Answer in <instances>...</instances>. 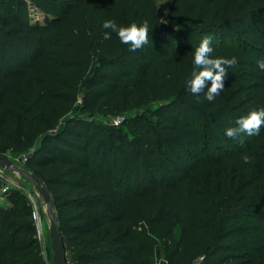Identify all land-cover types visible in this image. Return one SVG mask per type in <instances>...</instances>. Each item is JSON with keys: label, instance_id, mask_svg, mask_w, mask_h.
Masks as SVG:
<instances>
[{"label": "trees", "instance_id": "16d2710c", "mask_svg": "<svg viewBox=\"0 0 264 264\" xmlns=\"http://www.w3.org/2000/svg\"><path fill=\"white\" fill-rule=\"evenodd\" d=\"M107 19L148 21V43ZM206 36L236 58L211 100V78L186 84ZM260 60L264 0H171L165 17L158 0H0V155L47 187L67 264H264V124L226 135L264 108ZM31 212L21 190L0 203V264H53Z\"/></svg>", "mask_w": 264, "mask_h": 264}, {"label": "clouds", "instance_id": "9594fccd", "mask_svg": "<svg viewBox=\"0 0 264 264\" xmlns=\"http://www.w3.org/2000/svg\"><path fill=\"white\" fill-rule=\"evenodd\" d=\"M103 27L111 28L116 32L121 42H129L132 49L142 47L148 43V21L137 25L132 23L128 26L117 25L114 19H107L103 23ZM213 52L211 37H204L200 44L196 47L192 59V63L201 66L199 70H193L190 78L186 80V84L191 85L192 92H199L205 83V78H211L212 83L205 93L207 99L211 100L214 94H218V90L223 87L222 78L226 73L225 65H232L236 62L235 57H210L208 54ZM260 68L264 69V60L258 61ZM213 68L218 71L213 72ZM261 124H264V108L250 111L246 116L238 118V128L229 127L226 129V135L232 137L235 132L246 131L248 134L259 132ZM245 161L249 159L244 157Z\"/></svg>", "mask_w": 264, "mask_h": 264}, {"label": "rangeland", "instance_id": "374dc122", "mask_svg": "<svg viewBox=\"0 0 264 264\" xmlns=\"http://www.w3.org/2000/svg\"><path fill=\"white\" fill-rule=\"evenodd\" d=\"M170 3H171V0H158L159 8H160V11L163 17L166 16ZM31 18H32L33 23H43L44 22V15L36 9L31 10ZM140 110L141 109L137 110V112H139ZM6 155L9 156V158L12 159L17 166L21 168L23 167L24 160L22 159V155H16L14 153H7ZM7 179L14 180L15 182H17V184H20L21 187L18 190H21L22 192H24L28 199H29V196H32L35 199L36 210L39 213L42 219V222H43V232L44 233H43L42 248L44 251V256L46 260L48 261L50 258V254L52 255L53 253L51 249V240L49 236V218L47 216V211H46L47 206L43 202L39 194L37 193L33 184L29 182L27 179H25L24 177L14 172H8ZM7 185H8L7 180H3L0 183V189L2 190L1 192L3 196L5 194L3 190L7 188ZM30 203L32 205L31 218L34 221L33 219L34 204L31 200H30Z\"/></svg>", "mask_w": 264, "mask_h": 264}, {"label": "water", "instance_id": "95a60500", "mask_svg": "<svg viewBox=\"0 0 264 264\" xmlns=\"http://www.w3.org/2000/svg\"><path fill=\"white\" fill-rule=\"evenodd\" d=\"M0 168L6 169L8 172L17 173L33 184L37 193L47 206L46 211L49 218V236L53 253V264H67L66 252L59 230L57 215L54 210L53 199L47 187L34 174L17 166L7 155H0Z\"/></svg>", "mask_w": 264, "mask_h": 264}, {"label": "built area", "instance_id": "2783aa9c", "mask_svg": "<svg viewBox=\"0 0 264 264\" xmlns=\"http://www.w3.org/2000/svg\"><path fill=\"white\" fill-rule=\"evenodd\" d=\"M122 122V118H116L113 123L114 125L118 126L120 123ZM22 158H23V162L26 161V156L25 155H22ZM7 174H8V171L6 169H3V168H0V183L3 181V180H7L8 181V185H7V188L4 189V196L2 195V190L0 189V203L2 202V200L6 197V193H9L10 191L12 190H18L20 189V184H17V182H15L14 180H10V179H7ZM29 199L33 202L34 204V211H33V219H34V225H35V228H36V232H37V239L38 241L40 242L41 244V247H42V243H43V222H42V219L39 215V213L37 212L36 210V206H35V199L32 197V196H29ZM43 250V248H42ZM43 255H44V251H43Z\"/></svg>", "mask_w": 264, "mask_h": 264}, {"label": "crops", "instance_id": "0c3cea01", "mask_svg": "<svg viewBox=\"0 0 264 264\" xmlns=\"http://www.w3.org/2000/svg\"><path fill=\"white\" fill-rule=\"evenodd\" d=\"M1 203H5V198H4V200Z\"/></svg>", "mask_w": 264, "mask_h": 264}]
</instances>
